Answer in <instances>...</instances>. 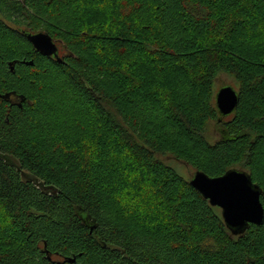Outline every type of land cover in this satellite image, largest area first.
Returning <instances> with one entry per match:
<instances>
[{
    "label": "trees",
    "instance_id": "obj_1",
    "mask_svg": "<svg viewBox=\"0 0 264 264\" xmlns=\"http://www.w3.org/2000/svg\"><path fill=\"white\" fill-rule=\"evenodd\" d=\"M16 4L76 15L70 37L43 29L63 63L21 32L34 20L16 29L0 16V264H264V223L234 235L157 157L211 177L247 171L264 204V0ZM221 71L240 81L229 121L213 102ZM211 120L226 138L208 140Z\"/></svg>",
    "mask_w": 264,
    "mask_h": 264
},
{
    "label": "water",
    "instance_id": "obj_2",
    "mask_svg": "<svg viewBox=\"0 0 264 264\" xmlns=\"http://www.w3.org/2000/svg\"><path fill=\"white\" fill-rule=\"evenodd\" d=\"M21 32L32 43L35 50L44 57L49 56L59 63L64 62V57L59 55L57 41L48 32L26 29H22ZM23 62L27 65H34L33 60H24ZM11 63L10 68L14 70L15 63ZM239 101L240 94L237 89L230 85L219 89L215 96V105L220 116L219 121H222L226 116L235 114ZM225 133L226 131H224ZM189 183L212 206L221 209L224 222L234 235L245 232L250 224L262 225L264 223V204L261 199L263 191L257 183L253 182L249 172L233 168L224 175L211 177L203 171L195 170ZM242 189L245 192L244 195H241ZM66 260L74 262L76 259L75 257H66L59 263L64 264Z\"/></svg>",
    "mask_w": 264,
    "mask_h": 264
},
{
    "label": "rangeland",
    "instance_id": "obj_3",
    "mask_svg": "<svg viewBox=\"0 0 264 264\" xmlns=\"http://www.w3.org/2000/svg\"><path fill=\"white\" fill-rule=\"evenodd\" d=\"M23 0H0V16L1 18H5V20L8 21V23L18 29L19 27H25L29 23H31L33 20L36 23L37 30H43L44 28L51 29L54 33L58 34L57 37H64L66 38L68 29L63 26L64 21H68L71 17H74L76 14L75 12H70L69 10H63L61 8L54 9L53 7L48 6L47 8L43 9L42 11H39L37 9H31L28 5L25 7L26 10L29 12L27 14L26 12H22L20 8H18L17 4L18 2H22ZM66 12H69L66 14ZM264 21V20H263ZM262 22V21H260ZM262 24V23H260ZM261 26V25H260ZM257 29V25L254 27L252 26L249 28L248 31ZM44 31V30H43ZM70 37V36H68ZM13 40L10 39V41H6L4 43L5 47L10 50L17 51V48L19 49L21 47V50H23V47L20 45L16 46L15 43L12 42ZM96 50V49H95ZM99 52V50H98ZM230 85L231 87L235 89L240 88V81L233 76L232 74L228 72H219L218 75L215 77L213 81V102L215 104V96L219 89H221L224 86ZM160 89V87H159ZM234 115V114H233ZM232 114L229 116H226L223 118V121H229L232 116ZM163 117V116H162ZM165 119L159 117L158 119L155 118L150 125L151 131H155L158 134V130L162 131L165 129ZM158 129V130H156ZM225 129L223 128L222 124L218 123L216 120H211L208 122L207 125V138L211 143H215L218 140H221V138H226V133L224 134ZM158 159L162 160L165 164L173 167L180 175H182L185 179L190 180L192 175L194 174V171L192 167L188 164H186L183 160L179 159L175 155L167 152L165 154H157ZM240 167V165L238 166ZM130 187H126V190H128Z\"/></svg>",
    "mask_w": 264,
    "mask_h": 264
},
{
    "label": "flooded vegetation",
    "instance_id": "obj_4",
    "mask_svg": "<svg viewBox=\"0 0 264 264\" xmlns=\"http://www.w3.org/2000/svg\"><path fill=\"white\" fill-rule=\"evenodd\" d=\"M58 43V46H59V55L60 57H65V54H66V49L64 48L63 44L61 42H57ZM10 63L11 61L8 63V65L10 66ZM12 64V63H11ZM12 66V65H11ZM8 96V101H10L11 103H18L17 101V97L16 95H14L13 93L12 94H9L7 95ZM225 121V120H224Z\"/></svg>",
    "mask_w": 264,
    "mask_h": 264
},
{
    "label": "snow or ice",
    "instance_id": "obj_5",
    "mask_svg": "<svg viewBox=\"0 0 264 264\" xmlns=\"http://www.w3.org/2000/svg\"><path fill=\"white\" fill-rule=\"evenodd\" d=\"M223 183V182H222ZM245 194V192H244V190L242 189L241 190V195H244Z\"/></svg>",
    "mask_w": 264,
    "mask_h": 264
}]
</instances>
